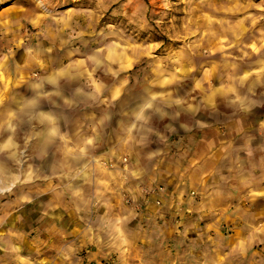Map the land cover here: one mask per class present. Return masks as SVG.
Masks as SVG:
<instances>
[{"label": "rangeland", "instance_id": "rangeland-1", "mask_svg": "<svg viewBox=\"0 0 264 264\" xmlns=\"http://www.w3.org/2000/svg\"><path fill=\"white\" fill-rule=\"evenodd\" d=\"M262 124L264 0H0V264H175L232 229L172 191L184 153L215 140L260 185Z\"/></svg>", "mask_w": 264, "mask_h": 264}, {"label": "crops", "instance_id": "crops-1", "mask_svg": "<svg viewBox=\"0 0 264 264\" xmlns=\"http://www.w3.org/2000/svg\"><path fill=\"white\" fill-rule=\"evenodd\" d=\"M259 128L260 132H263L264 124ZM83 140L80 135L75 137L72 143L73 145H82ZM199 141L201 139L197 140V144ZM207 144L208 149L204 152L194 150L190 156L184 153L186 161L181 171L185 177L182 181L180 179V182L171 184L172 191L177 192L178 195L183 189L184 191L193 189L198 192L200 197L198 205L207 206L213 203L221 205V208L231 207L229 212L233 213V216H228V218L230 217V221L234 224L231 223L232 229L227 235H224L218 228L213 227L215 229L209 231L208 227H205L200 232H194L195 235L189 241L183 237L181 243L177 242L180 243L179 248L182 250L177 252L180 257L177 258L175 264H264V252L261 251L262 246L259 247L262 242L258 235L259 231L255 226L253 229L242 228V223L245 221L257 223L258 219L242 218L243 216H238L236 211L245 203L249 205L248 201H264V181L258 185L255 181L250 180L249 172L242 163L243 161L240 160L242 159L239 156L240 151L220 149L217 141L212 139H208ZM80 147L75 149V153L82 151ZM109 154V150H104L102 155L109 157ZM192 159L194 163H192ZM256 165L257 162H252V166L256 168ZM187 174L189 175L187 176ZM114 189L115 185L109 190H105ZM108 195H105L103 199L111 200L117 197L115 193L113 196ZM244 208L246 209V207ZM247 210L252 211L249 208ZM251 214L253 215V213ZM176 237L182 238L179 235Z\"/></svg>", "mask_w": 264, "mask_h": 264}, {"label": "built area", "instance_id": "built-area-1", "mask_svg": "<svg viewBox=\"0 0 264 264\" xmlns=\"http://www.w3.org/2000/svg\"><path fill=\"white\" fill-rule=\"evenodd\" d=\"M164 192H165L164 189L162 187L158 186L156 188H152V189L147 190L146 191V194H149L150 193V194H155V195L158 196L160 194H163ZM194 194H195V192H190V196L191 197L194 196ZM127 201H129V198H127ZM155 201H161V200H155ZM157 204H158V202H157Z\"/></svg>", "mask_w": 264, "mask_h": 264}, {"label": "bare ground", "instance_id": "bare-ground-1", "mask_svg": "<svg viewBox=\"0 0 264 264\" xmlns=\"http://www.w3.org/2000/svg\"><path fill=\"white\" fill-rule=\"evenodd\" d=\"M39 4L43 5L44 4V0H37Z\"/></svg>", "mask_w": 264, "mask_h": 264}]
</instances>
